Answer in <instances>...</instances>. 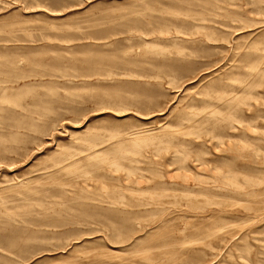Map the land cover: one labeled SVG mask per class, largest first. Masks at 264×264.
I'll return each mask as SVG.
<instances>
[{
	"label": "rangeland",
	"instance_id": "rangeland-1",
	"mask_svg": "<svg viewBox=\"0 0 264 264\" xmlns=\"http://www.w3.org/2000/svg\"><path fill=\"white\" fill-rule=\"evenodd\" d=\"M261 16L0 0V264H264Z\"/></svg>",
	"mask_w": 264,
	"mask_h": 264
},
{
	"label": "bare ground",
	"instance_id": "bare-ground-1",
	"mask_svg": "<svg viewBox=\"0 0 264 264\" xmlns=\"http://www.w3.org/2000/svg\"><path fill=\"white\" fill-rule=\"evenodd\" d=\"M262 17V16H261ZM251 19H252V17H251ZM256 19V18H255ZM255 21V20H254ZM256 22H264V17H262V18H259V19H257V21H255V23ZM261 190V189H260ZM263 191V190H262ZM251 192V191H250ZM246 199V198H245ZM258 217V216H257ZM250 247V246H249Z\"/></svg>",
	"mask_w": 264,
	"mask_h": 264
}]
</instances>
